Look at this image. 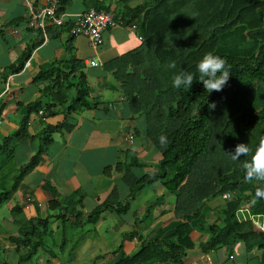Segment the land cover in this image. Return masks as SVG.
Here are the masks:
<instances>
[{
    "label": "crops",
    "instance_id": "crops-1",
    "mask_svg": "<svg viewBox=\"0 0 264 264\" xmlns=\"http://www.w3.org/2000/svg\"><path fill=\"white\" fill-rule=\"evenodd\" d=\"M35 1V6H40V1ZM92 1L66 0L61 8V12L69 15L66 24L72 26L77 16L91 8ZM116 1L97 0V3L113 11L118 5ZM142 48L143 39L138 30L119 25L104 30L99 47L93 51L84 37H72L65 29L48 23H44L43 29L28 28L23 1L0 0V143L17 131L24 109L36 106L26 119L27 140L17 144L11 158L0 156V188H8L13 181L12 173L25 166L34 155L37 149L34 137L45 126H59L37 165L0 204V229H4L0 231L3 254L0 264L17 263L14 246L7 240L17 235L11 217L15 206L21 210L20 220L53 216L49 220V235L58 231L62 242L69 244V250L75 246L67 264H118L121 255L131 257L145 243L170 236L184 222L182 220H187L192 229L189 239L193 246L185 251L181 264H264L263 249L254 246L246 250L239 241L203 252L201 244L208 236L196 224L203 222L204 227L217 222L213 212L224 203L220 199L216 202V199H203L204 210L197 209L196 216L183 219L178 215H182L184 209H194L184 207L181 199L176 203L177 198L186 193L168 192L165 178L159 176L149 183H142L144 179L139 181L143 176L156 174L161 160L156 144L150 140L151 133L147 134L144 117L140 111H133L129 102L136 94L126 75L144 69L143 61L149 60L145 57L146 48L141 52ZM91 57L97 67L85 65L84 61ZM81 82L88 87L89 94L86 103L79 101L77 107L73 101L81 90ZM132 82L137 83L134 79ZM128 133L133 137L131 142L127 140ZM44 184L55 190V200L74 196L72 201L78 203L76 211L82 215L77 218V224L71 216H64L62 220L54 218L56 212L46 206L51 195L41 188ZM136 187L139 190L129 201L128 208L123 212L114 211L115 205L124 203ZM101 203L108 208L99 214L96 222L83 223ZM242 208L240 211L245 210V214L239 212L238 221H250L264 234V215H249L248 209ZM109 215H112L111 224L102 227ZM63 226H68L66 232L69 237L72 235L70 243L63 239L66 234ZM85 226H92L90 231L96 237L74 239L76 230L81 231ZM107 243H111L110 249L106 248ZM88 250L98 254L80 263ZM51 254L40 256L38 264H57V256ZM102 255L103 258H99ZM8 258L14 262H6Z\"/></svg>",
    "mask_w": 264,
    "mask_h": 264
},
{
    "label": "trees",
    "instance_id": "trees-1",
    "mask_svg": "<svg viewBox=\"0 0 264 264\" xmlns=\"http://www.w3.org/2000/svg\"><path fill=\"white\" fill-rule=\"evenodd\" d=\"M131 1L117 0V8L110 13L119 16L122 25H134L143 39L141 52L146 48L145 57L149 60H142L144 69L126 75L136 94L129 102L131 109L140 111L144 117L147 134L151 133L150 140L161 155L157 173L143 176L139 181L144 179L142 183H149L159 176L165 178L168 192L186 193L181 194L176 203L181 199L184 207L193 206L194 209H184V213L178 215L183 219L196 216L195 200H210L225 192H234L230 201L214 209L217 222L204 227L203 222L196 224L208 236L201 244L203 252L234 241L242 242L246 250L255 247L264 250V234L251 222L240 223L237 218L241 203L251 215H264V197L256 196L257 189H264V181L245 179L242 167L245 161L251 160L264 138V87L261 85L264 83V0H139L132 8L129 6ZM65 2L59 1L58 12ZM90 7L108 11V7L98 5L97 0H93ZM70 27L65 23L61 28L68 32ZM206 53L219 56L230 65L231 76L220 92L207 93L200 83L197 64ZM27 55L19 59L20 64ZM172 63L175 67H170ZM182 73H191L194 77L189 90L173 87V78ZM133 79L137 83L132 82ZM81 83L78 97L73 101L77 107L79 101L86 103L89 94L88 87ZM212 102L216 104L214 110L208 107ZM35 108L24 109L17 131L1 141L0 156L11 158L17 144L27 140L26 119ZM58 127L45 126L34 137L36 152L14 174L11 185L0 188V204L16 191L22 177L37 165ZM240 143L248 145V155L233 160L225 154ZM49 187L44 184L41 188L51 195L46 206L49 211L56 212L54 218L62 220L64 216H71L77 224V218L82 215L76 211L78 203L72 201L74 196L55 200L57 194ZM138 190V187L131 190L123 204L115 205L114 211L126 210ZM187 200L194 204L189 205ZM107 208V204L101 203L86 216V221L82 219L83 223L96 222ZM20 212L17 206L11 209L17 235L7 240L18 255L24 250L16 264H25L38 249L44 248L50 233L49 220L53 216L20 220ZM182 221L170 236L145 243L131 257L121 255L118 264H181L185 251L193 246L189 239L192 229L187 220ZM63 228L64 233L66 228Z\"/></svg>",
    "mask_w": 264,
    "mask_h": 264
},
{
    "label": "built area",
    "instance_id": "built-area-1",
    "mask_svg": "<svg viewBox=\"0 0 264 264\" xmlns=\"http://www.w3.org/2000/svg\"><path fill=\"white\" fill-rule=\"evenodd\" d=\"M25 5L26 25L28 28L43 29L44 23L61 28L67 21V16L63 12H58L60 0H39L40 6L36 7L35 0H22ZM122 25L119 16H114L110 11H101L89 8L76 17L75 23L70 27V36H82L86 39L91 50H96L101 42V34L104 30ZM135 29L134 25L130 26ZM88 67H97L96 60L91 57L84 61ZM41 114V112H38ZM131 133L127 134V140L132 141ZM221 200L228 202L231 196L228 193L220 196ZM260 229V228H258ZM261 230V229H260Z\"/></svg>",
    "mask_w": 264,
    "mask_h": 264
},
{
    "label": "clouds",
    "instance_id": "clouds-1",
    "mask_svg": "<svg viewBox=\"0 0 264 264\" xmlns=\"http://www.w3.org/2000/svg\"><path fill=\"white\" fill-rule=\"evenodd\" d=\"M170 67H175V63H172ZM197 71L199 73L200 83H202L203 88L205 89L207 93L222 91L224 87L227 85L229 78L231 76L230 75V65L227 64V61L212 53H206L202 57V59L197 64ZM193 82H194V77L191 73H182V74L176 75L173 78V87L177 90L181 89L182 87L185 90H189ZM208 107L210 110H214L216 107L215 102L210 103ZM249 152H250V149L248 145L245 143H240L235 146L233 151L225 153V154L229 155L233 160H239L242 156L248 155ZM242 167L245 173V179L249 181H264V138L260 140V143L256 147L254 154L251 156V160L245 161ZM228 194L231 196V199L235 195L234 192H229ZM220 196L218 198L221 200ZM256 196L264 197V189H257ZM221 201L225 202L223 200ZM238 212L245 214V210L240 211V207L237 210V215H238ZM256 229L261 231L258 228ZM99 258H103V255L100 256Z\"/></svg>",
    "mask_w": 264,
    "mask_h": 264
},
{
    "label": "rangeland",
    "instance_id": "rangeland-1",
    "mask_svg": "<svg viewBox=\"0 0 264 264\" xmlns=\"http://www.w3.org/2000/svg\"><path fill=\"white\" fill-rule=\"evenodd\" d=\"M137 3H139V0H133V1H131L130 3H129V6H131V5H136ZM263 87H264V83L263 84H261ZM35 144H36V142H35ZM16 172H13L12 173V177H14V174H15ZM12 180H13V178H12ZM12 182L10 181L9 182V184H11ZM192 185V184H191ZM195 187V186H194ZM193 187V188H194ZM192 194V193H191ZM193 196V195H192ZM213 199H216L215 200V202L216 201H218L219 200V198L218 197H216V198H213ZM203 200V199H202ZM202 200L199 202V200H195V201H197V204H196V207H195V209L197 210H199V212H201V211H203L204 210V205L203 204H201L202 203ZM187 203L189 204V205H191V204H194L192 201H189V200H187ZM239 207H243L242 209H244V207H245V209L247 208L246 206H245V204L244 203H241V205L239 206ZM238 216H240L239 215V212H238ZM126 217H128V216H126ZM111 219H112V215H109V217L108 218H105L104 219V221H103V223H102V227H107L106 225H110L111 224ZM65 228H68V226L66 227L65 226ZM4 229H0V231H3ZM90 230H92V226H85V228L83 229V230H81V231H77L76 230V232H75V235H74V239H76V238H79V236L80 237H84V238H87V239H93V238H95L96 236H95V234H93V232H91ZM66 232V231H65ZM64 232V233H65ZM105 236V238H110L111 236L110 235H104ZM63 239H68V241H69V243L71 242L70 240H72V235L69 237V234L66 232V234L63 236ZM61 242H62V239H61V234L58 232V231H56V232H54L52 235H48L47 237H46V239H45V241H44V245H43V247L44 248H42V249H40L38 252H37V255L36 256H34L29 262L30 263H28V264H38V259L40 258V256H45V254H47V253H54V254H57V259H56V261H57V264H67V259L69 258V253L73 250V248H71L70 250H69V248H70V246H69V244H62V246H61ZM110 244L111 243H107V246H106V248L107 249H110L111 247H110ZM45 249H47V250H45ZM23 252H24V250H21L20 252H19V255H22L23 254ZM72 253V252H71ZM95 255V254H98V252H96V251H92V250H88V253L87 254H85L84 255V257H83V259H81V262L80 263H86V262H88V259H89V257H91V255ZM17 253L14 255L13 254V256H16V258L19 256ZM35 257H37V260L35 259ZM1 261H3V254H2V252H1V249H0V262ZM6 262H10V263H13L14 261H10L9 260V258L6 260ZM89 264H90V262H88ZM95 264H102V262H98V263H95Z\"/></svg>",
    "mask_w": 264,
    "mask_h": 264
}]
</instances>
